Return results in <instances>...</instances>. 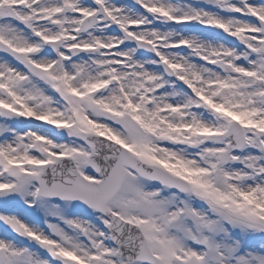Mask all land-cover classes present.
I'll list each match as a JSON object with an SVG mask.
<instances>
[{"label":"snow or ice","instance_id":"snow-or-ice-1","mask_svg":"<svg viewBox=\"0 0 264 264\" xmlns=\"http://www.w3.org/2000/svg\"><path fill=\"white\" fill-rule=\"evenodd\" d=\"M0 264H264V0H0Z\"/></svg>","mask_w":264,"mask_h":264}]
</instances>
